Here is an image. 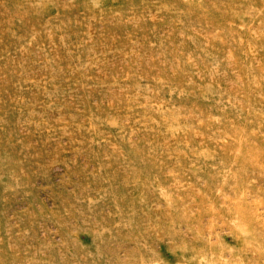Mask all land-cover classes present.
I'll list each match as a JSON object with an SVG mask.
<instances>
[{
    "label": "rangeland",
    "instance_id": "374dc122",
    "mask_svg": "<svg viewBox=\"0 0 264 264\" xmlns=\"http://www.w3.org/2000/svg\"><path fill=\"white\" fill-rule=\"evenodd\" d=\"M0 264H264V0H0Z\"/></svg>",
    "mask_w": 264,
    "mask_h": 264
}]
</instances>
